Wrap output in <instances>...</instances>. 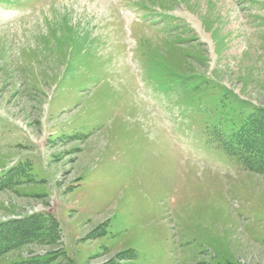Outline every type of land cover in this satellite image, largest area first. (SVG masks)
Returning <instances> with one entry per match:
<instances>
[{"label": "rangeland", "instance_id": "obj_1", "mask_svg": "<svg viewBox=\"0 0 264 264\" xmlns=\"http://www.w3.org/2000/svg\"><path fill=\"white\" fill-rule=\"evenodd\" d=\"M256 107L264 0H0V222L59 227L0 264H264Z\"/></svg>", "mask_w": 264, "mask_h": 264}, {"label": "trees", "instance_id": "obj_2", "mask_svg": "<svg viewBox=\"0 0 264 264\" xmlns=\"http://www.w3.org/2000/svg\"><path fill=\"white\" fill-rule=\"evenodd\" d=\"M253 110L246 121L232 134L214 133L213 138L216 146L224 149L228 155L237 158L249 169L264 173V107H256ZM15 179L10 175L1 179L3 182L0 183V190L18 184ZM58 230L56 219L41 212L21 219L1 221L0 254L26 244L44 242L55 245L59 240ZM129 253L124 251L118 256L124 261ZM29 262L42 264L39 258L28 260Z\"/></svg>", "mask_w": 264, "mask_h": 264}]
</instances>
